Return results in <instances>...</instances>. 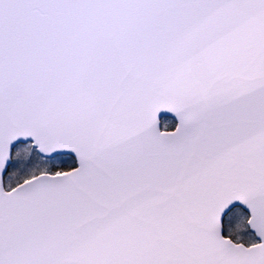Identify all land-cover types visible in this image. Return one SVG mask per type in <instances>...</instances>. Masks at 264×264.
<instances>
[{
	"label": "snow or ice",
	"instance_id": "obj_1",
	"mask_svg": "<svg viewBox=\"0 0 264 264\" xmlns=\"http://www.w3.org/2000/svg\"><path fill=\"white\" fill-rule=\"evenodd\" d=\"M0 264H264V0H0Z\"/></svg>",
	"mask_w": 264,
	"mask_h": 264
}]
</instances>
